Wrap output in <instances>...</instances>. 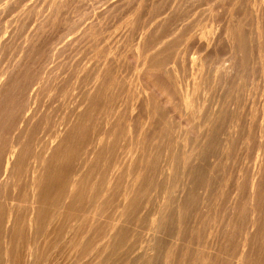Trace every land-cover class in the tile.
Wrapping results in <instances>:
<instances>
[{"label":"bare ground","instance_id":"bare-ground-1","mask_svg":"<svg viewBox=\"0 0 264 264\" xmlns=\"http://www.w3.org/2000/svg\"><path fill=\"white\" fill-rule=\"evenodd\" d=\"M9 15L0 264H264V0H0Z\"/></svg>","mask_w":264,"mask_h":264},{"label":"rangeland","instance_id":"rangeland-1","mask_svg":"<svg viewBox=\"0 0 264 264\" xmlns=\"http://www.w3.org/2000/svg\"><path fill=\"white\" fill-rule=\"evenodd\" d=\"M41 5L43 6V2H41V3L38 4L37 9H40V8H41L40 11H41V14H42L43 11L45 12V9H43V8H46V7H45V6L42 7ZM203 7L206 8V6H201V7H199V11H200V9H204ZM197 9H198V8H197ZM42 10H43V11H42ZM195 11H196V9H195ZM195 11H193V13L191 12L192 14L190 13L191 15H189V17H190V16H191V17H190V18H189V17L187 18L188 21H189V19L192 20L195 16H198V12H199V11H198V10H197L198 12H197V11L195 12ZM44 12H43V13H44ZM194 13H195V14H194ZM199 13H200V12H199ZM194 15H195V16H194ZM11 16H13V15H9V16L6 17V19H2L3 21L0 20V27H1V28H0V35H1V36H2V34L4 33L6 26L9 24V25H8V27H9L10 25L13 24V23L11 24V23L7 22V21L9 20L8 18H10ZM201 16H202V15H200V16H198V17H201ZM216 16H217V15H216ZM225 16H226V15H218V18H217V19H219V20L216 21L217 24H215L216 22H213L214 25L211 23V24L213 25V27H215V28H216V27H218V28H220V27H225V24H224L225 22L223 21V19L225 18ZM86 17H87V18H88V17L90 18V16H86ZM86 17H85V19H86ZM198 17H196V18H198ZM249 17H250V16H249L248 14H247V16L245 15V16H244V21L248 20ZM0 18H2V17H0ZM89 18H88V19H89ZM102 18H104V17H102ZM102 18H100L98 22H102L103 24L106 25L107 20L103 19L104 22H105V23H104L103 20H102ZM245 18H246V19H245ZM85 19L82 21V23H84L83 25H82V23H80L81 25L79 24L80 27H79V25H78V28H79V29L76 27V28L73 30L74 32L72 31V32H71L72 34L70 33V34L68 35L69 37L66 36V39L64 38L65 41L67 40L68 42H72V44L69 43L70 46H73V45L76 44L77 39H79V37H80L81 34H82V29L84 28V25L86 26V22H87V25H88V22H90V19H91V18H90L89 20L86 19V21H85ZM220 19H221V21H220ZM31 20H32L33 22H32V21H29V23L26 25V28H24L26 32H27V31L29 32V31L31 30V29H29V28H33V27L35 26L34 23H36V20H35V19H31ZM100 20H102V21H100ZM204 21H206V20L204 19V20L202 21V23H203ZM3 22H4V24H7V23H8V24H7V25H4V24L2 25ZM6 22H7V23H6ZM219 22H221V23H219ZM246 22H247V21H246ZM250 22H251V21H250ZM250 22H248V23H250ZM204 23H205V22H204ZM116 24H117V23H116ZM116 24H114L115 27H117ZM211 24H209V25L211 26ZM216 25H217V26H216ZM218 25H219V26H218ZM249 25H250V24H249ZM27 26H28V27H27ZM82 26H83V28H82ZM103 26H104V25H103ZM115 27L113 26V28L110 27V28H108V30H107V29H106V30L112 35V34H114L113 31H115V30H114ZM80 28H81V30H80ZM1 29H2V30H1ZM27 29H28V30H27ZM111 29H113V30H111ZM75 30H77L76 32H78V30H79L80 32H78V34H79V33H80V34L78 35L77 33H75ZM1 31H2V32H1ZM107 31L104 30L105 33H108ZM111 31H112V33H111ZM26 32L22 31L21 34L23 35V33H24L23 37L26 36V34H28V32H27V33H26ZM25 33H26V34H25ZM73 33H74L76 36L78 35V38H77L75 35H73ZM110 34H109V36H110ZM22 35L19 34L18 38H16L17 42L15 41V43H19V41H20V43H21V40H24V39H22L23 37L21 38ZM70 35L73 36V37H75V39H74L73 37H71ZM107 35H108V34H107ZM1 36H0V38H1ZM70 37L73 38V39H71ZM24 38H25V37H24ZM69 38H70V39H69ZM108 38H109V37H107V38H105V39L107 40ZM64 40H63V42H64ZM72 40H73V41L76 40V41L73 42ZM108 40H110V39H108ZM108 40H107V41H108ZM107 41L104 40L105 43H106ZM22 42H23V41H22ZM63 42H62V44H63ZM104 42L102 41L101 44H100L99 46H101ZM74 43H75V44H74ZM105 43H104V44H105ZM104 44H103V45H104ZM192 51H193V50H192ZM192 51H191V52H192ZM66 52H67V51H66ZM10 53H11V55H12V53H13V55H12L13 57H12V58H14V57L16 58V55L18 54L16 51H11ZM16 53H17V54H16ZM192 53H193V52H192ZM192 53H191V55H195V54H192ZM14 54H15V55H14ZM63 54H64V55H63ZM71 54L74 55V53L70 52L69 50H68L67 53H65V52L63 53V52H62V61H64L66 58L69 59L70 56H73V55H71ZM263 54H264V53H263ZM263 54H262V55H263ZM191 55H190V56H191ZM256 55H257V54H255V56H256ZM63 56H64V57H63ZM67 56H68V57H67ZM65 57H66V58H65ZM256 57H257V56H256ZM256 57H255V58H256ZM63 58H65V59H63ZM74 58H76V56H75ZM263 58H264V56H262V59H261V60L263 61V64H262L261 67H260L261 69H262V67L264 66V60H263ZM59 59H60V58H59ZM257 59H258V57H257ZM257 59H256V60H257ZM5 62H6V61H5ZM258 62H259V61H258ZM221 63H222V61H221V62L219 61V64H218V63H217V64L220 65ZM218 65H217V66H218ZM257 65H258V67L260 66V65L257 63V64H256V70L259 69V68L257 67ZM261 69L258 70L259 72H258V71H257V72L255 71L254 76L256 75L257 78H256V77L254 78V80H253L254 82H253L252 85H251V86H252V87H251V93H250L251 95H250V99H249V101H250L251 103L248 104V106L250 107V106L252 105V109H256V107H257L256 104H258V103H259V105H258L259 107H257V109L260 108V103L262 104V103H263V100H264V95H263V93H262V91H263V87H264V86L262 85V83H264V81H263V80H264V77L262 78V76H261V75L264 74V72H262ZM263 71H264V67H263ZM261 72H262L263 74H260ZM257 73H258V74H257ZM259 75H260V76H259ZM263 76H264V75H263ZM259 77H260V78H259ZM258 78H259V79H258ZM255 79H256V80H255ZM262 79H263V80H262ZM257 80H258V81H257ZM261 80H262L263 82H261ZM255 81H256V82H255ZM258 82H261V83H259L260 85L258 84ZM254 83L257 84V85H255ZM253 85H254V86H253ZM213 86H214V85H213ZM216 86H217V84L211 89V90L213 91V93L215 92V94H213V93L211 92V90L209 91V94H208L209 99H208V101L212 100L210 97H213V95L218 96V94L220 95V93H221V98H222V97L224 96V94L226 93V89H227V87H225V86H224V87H221V86H223L222 84H220V86H219V85H218L217 87H216ZM259 86H260V87H259ZM257 87H258V88H257ZM218 88H221V89H218ZM223 88H224V89H223ZM252 88H253V89H252ZM255 88H256V89H255ZM213 89H216V90H213ZM217 89H218V90H221V91H219L220 93L217 92V91H218ZM261 89H262V90H261ZM252 91H253V92H252ZM216 92H217V93H216ZM222 92H223V93H222ZM254 92H256V94H255ZM210 93H212V95H211ZM253 93H254V95L252 96ZM222 94H223V96H222ZM210 95H211V96H210ZM239 95H240V94H239ZM254 96H255V100H254ZM256 96H257V97H256ZM239 98H240V97H239ZM239 98H238V101H239ZM252 99H253V102L255 101L254 103H252ZM261 99H262V100H261ZM260 100H261V101H260ZM248 103H249V102H248ZM254 105H255V106H254ZM250 108H251V107H250ZM252 109H251V110H252ZM257 112H258V111H257ZM257 112H254V114H252V115H253L254 118H257V120L260 118V120H258V122H255V121H257L256 119L254 120L255 123L259 124V122L261 121V116H260L259 113H257ZM255 114H257V116H258V115H259V116H258V117H255ZM254 118H253V119H254ZM249 160H250V159L247 160V164H250V165H251V160H250V161H249Z\"/></svg>","mask_w":264,"mask_h":264}]
</instances>
